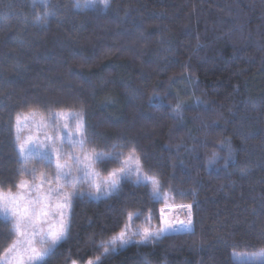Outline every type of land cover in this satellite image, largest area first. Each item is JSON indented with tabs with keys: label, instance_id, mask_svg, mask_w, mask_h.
Listing matches in <instances>:
<instances>
[{
	"label": "trees",
	"instance_id": "16d2710c",
	"mask_svg": "<svg viewBox=\"0 0 264 264\" xmlns=\"http://www.w3.org/2000/svg\"><path fill=\"white\" fill-rule=\"evenodd\" d=\"M79 3L52 0L46 26L30 0L0 4V187L21 167L8 130L15 111L83 109L93 132L136 149L169 205H192L190 232L134 243L102 264H234V250L264 248V0ZM164 206L133 183L119 197L76 201L49 264L95 261L125 210L141 213L134 228H161Z\"/></svg>",
	"mask_w": 264,
	"mask_h": 264
},
{
	"label": "snow or ice",
	"instance_id": "6c2138e0",
	"mask_svg": "<svg viewBox=\"0 0 264 264\" xmlns=\"http://www.w3.org/2000/svg\"><path fill=\"white\" fill-rule=\"evenodd\" d=\"M30 3L33 9L41 10L35 16L37 25L46 26L56 15L52 0H30ZM75 6L80 8L79 0H75ZM84 6L107 11L111 0H86ZM173 111L179 115L181 105L177 104ZM8 130L21 167L11 188L0 187V223L10 226L6 235L0 234L7 241L0 249V264H49L58 246L69 239L73 201L87 198L98 202L119 197L126 183L148 188L152 199L167 208L186 210L188 219L179 221L181 227L177 228L161 208L159 218L163 227L134 228V219L141 213L125 210L123 226L99 240L100 255L88 264H102L101 257L106 260L134 243L154 244L170 234L192 230V205H169V194L162 191L159 178L145 170L136 149L121 139L108 142L93 132L83 109L50 110L47 116L32 107L18 110L10 117ZM97 145L101 147L98 149ZM217 156L214 151L208 163H215ZM33 161L53 171L29 167ZM101 166L106 175L99 170ZM85 186L87 191H82ZM150 222L151 216L146 217L144 223ZM231 256L234 264H264V248L258 252L234 250Z\"/></svg>",
	"mask_w": 264,
	"mask_h": 264
},
{
	"label": "built area",
	"instance_id": "2783aa9c",
	"mask_svg": "<svg viewBox=\"0 0 264 264\" xmlns=\"http://www.w3.org/2000/svg\"><path fill=\"white\" fill-rule=\"evenodd\" d=\"M163 208L165 209V216H166V218L170 222L174 223V225L177 228H180L181 227L179 221H185L186 222L187 219H188V216L186 215V210L170 209V208H167L166 206H164ZM159 215H160V212H159ZM191 221H193V218H192V210H191ZM162 227H163V224H162Z\"/></svg>",
	"mask_w": 264,
	"mask_h": 264
},
{
	"label": "rangeland",
	"instance_id": "374dc122",
	"mask_svg": "<svg viewBox=\"0 0 264 264\" xmlns=\"http://www.w3.org/2000/svg\"><path fill=\"white\" fill-rule=\"evenodd\" d=\"M76 111H79V110H81V109H75ZM47 116V115H46ZM86 119V118H85ZM99 170H100V168H99ZM101 171V170H100ZM101 173H102V171H101ZM102 175H103V173H102ZM82 191H87V186H85L83 189H82ZM76 201H78V200H74L73 201V206H72V211H73V207H74V203L76 202ZM161 227H162V225H161ZM152 230H156V229H152ZM132 245V244H131ZM60 246V245H59ZM58 246V247H59ZM130 246V245H129ZM128 246V247H129ZM124 249H126V248H124ZM124 249H121V250H124ZM73 264H78L77 262L76 263H73Z\"/></svg>",
	"mask_w": 264,
	"mask_h": 264
}]
</instances>
